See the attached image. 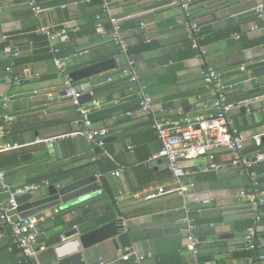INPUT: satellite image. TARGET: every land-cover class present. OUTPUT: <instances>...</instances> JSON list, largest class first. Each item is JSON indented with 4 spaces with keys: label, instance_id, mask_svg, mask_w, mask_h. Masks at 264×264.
Segmentation results:
<instances>
[{
    "label": "crops",
    "instance_id": "0c3cea01",
    "mask_svg": "<svg viewBox=\"0 0 264 264\" xmlns=\"http://www.w3.org/2000/svg\"><path fill=\"white\" fill-rule=\"evenodd\" d=\"M37 2L44 8L39 18L32 14L28 0H0V123L9 115L5 140L22 145L0 153V170L10 188L41 184L18 197L22 207L47 199L51 184L70 190L93 186L63 209L57 207L60 212L52 220L46 215L53 208L36 214L42 217L40 239L58 241L37 251L32 263L97 264L102 259L109 264H261L245 240L252 209L247 199L238 196L241 189L248 190L249 182L233 168L197 172L196 167L207 162L204 155L179 160L194 179L187 211L175 192L147 196L175 184L165 160L156 156L161 142L152 127L154 119L184 121L212 110L200 75L203 63L195 57L197 48L188 36L180 5L173 0ZM105 2L112 6L108 12L103 9ZM259 3L264 6V0H193L189 9L199 25L196 40L206 49L208 63L235 85L228 93L230 115L246 135L243 152L251 148L244 153L257 165L264 162V156L253 159L264 155V142L259 139L264 134V62H257L264 58V22L256 17ZM110 16L119 18L127 54L112 40ZM254 22L260 28L251 30ZM50 34L56 37L50 39ZM8 43L18 48V56L3 54V44ZM55 57L68 58V77L71 71L113 60L112 68L83 80L69 77L78 87L88 83L82 88V106L88 107L94 99L100 102V108L89 115L93 127L106 130L108 156L75 133L85 129L83 117L64 96L66 77ZM128 57L153 98L147 116L139 111L138 98L122 75ZM15 58L28 60L13 68L9 62ZM15 75L17 82L12 80ZM216 156L225 162L231 158L224 148ZM92 162L104 171L84 169ZM117 169L119 175L114 173ZM54 172L65 176L49 183L46 178ZM7 198L0 183V204H6ZM111 199L116 203L114 220L64 237L76 228L70 222L74 214H82L80 206L99 218L113 212ZM259 211L264 225V205ZM185 214L194 219L196 254L188 248ZM259 243L258 251L264 254V233ZM125 251L128 260L121 258ZM0 264H26L1 224Z\"/></svg>",
    "mask_w": 264,
    "mask_h": 264
},
{
    "label": "built area",
    "instance_id": "2783aa9c",
    "mask_svg": "<svg viewBox=\"0 0 264 264\" xmlns=\"http://www.w3.org/2000/svg\"><path fill=\"white\" fill-rule=\"evenodd\" d=\"M178 3L184 10L186 20L185 27L188 31V36L192 40L194 46L197 48L195 54L196 59L203 63L200 69V75L203 80L205 89L211 98L212 110L206 115H200L195 119H185L184 121H171L154 119L152 127L155 130L156 136L161 142L160 148L157 152V157L163 158L166 162V167L172 172L175 184L170 187H159L157 190L150 192L148 197L159 196L168 192H175L182 198L183 207H187V193L194 185V179L182 167L179 166V160L183 158L196 157L204 155L207 162L196 167L197 172L208 171H222L233 168L240 175L247 177L249 182L248 190L241 189L238 196L247 199L253 215V222L245 230L246 246L252 252L260 246V239L264 233V225L260 224L261 214L259 207L264 205V191L258 187V173L254 169L255 161L249 158L244 152V143L246 135L242 133L235 125L233 118L230 115V103L228 101V93L234 88V83L226 81L222 75L215 69L213 65L207 61V51L203 46L197 44V33L199 31L198 23L193 20L189 13L191 2L193 0H173ZM31 7L32 14L40 17L44 8L37 2V0H28ZM105 11H110L112 6L109 3L103 4ZM256 17L258 20L264 22V6L259 3L256 7ZM112 24L111 37L113 42L118 46L120 51L127 54V42L120 30V21L118 17L110 16ZM260 28L257 22L251 26V30ZM44 26L40 30H44ZM264 29V24H263ZM55 34H50L49 38H55ZM58 48H53V52H58ZM3 54L6 57L18 56L19 50L13 47L12 43H8L3 47ZM68 59V58H67ZM66 58L55 57L54 63L58 67L60 73L66 77L64 96L68 97L76 111L83 117L85 129L75 133L82 134L86 137L92 147H98L102 150L103 156H108L104 150L106 130L104 128H97L92 126L91 119L88 115L91 110L99 109L100 102L98 100H91L89 106L85 107L80 104L82 96V89L73 84L68 77V69L66 66ZM257 62H264V58L258 59ZM245 65L242 64V67ZM7 71L11 70L8 65ZM122 75L130 83V88L134 90L138 98V109L147 116L152 110L153 98L147 90V85L140 80L137 70L133 66V61L128 57L126 67L122 71ZM18 77L15 75L13 81L17 82ZM111 80V77H108ZM9 81V79H8ZM10 119V116L5 114L3 122L0 123V153L21 147V144L5 140L6 128L5 122ZM254 138L258 139V136ZM132 146H130L131 148ZM93 148V149H94ZM219 148L227 150L231 156L228 162L217 159L216 152ZM116 175L120 174V169L115 170ZM1 188L8 193L7 203L0 204V224L6 230L11 242L19 249L23 261L26 264H33L31 258L39 250L46 247V242L40 239V228L42 226V217L39 215H31L27 217H20L17 211L18 197L25 195L38 189L41 184L31 182L25 183L16 188H10L5 181L4 172L0 170ZM43 184L46 181L42 182ZM60 210L55 207L46 215L47 219H54ZM188 230L186 239L188 241V248L193 254L198 251V238L193 234L195 228L194 219L185 214L182 218ZM124 260L130 259V254L125 251L121 254ZM139 257L136 261H139ZM258 261L264 264V254L257 255ZM97 264H109L104 260H99ZM236 264H254L239 262Z\"/></svg>",
    "mask_w": 264,
    "mask_h": 264
},
{
    "label": "water",
    "instance_id": "95a60500",
    "mask_svg": "<svg viewBox=\"0 0 264 264\" xmlns=\"http://www.w3.org/2000/svg\"><path fill=\"white\" fill-rule=\"evenodd\" d=\"M59 27H55L57 29ZM114 66L112 59L100 61L82 67L80 69L71 71L69 77L73 81H80L95 74L106 71ZM88 83H83L79 88H87ZM88 118L91 119V114L88 115ZM261 142H264V134L259 137ZM264 155L254 157L253 159H259ZM154 162V161H153ZM90 178H94L90 177ZM74 186V185H73ZM93 185L79 186L78 188L71 189L68 187H56L54 184L48 186L49 197L47 199H42L41 201H35L30 203L28 207L18 206L17 211L20 217H27L31 215H36L48 209L59 207L63 209L67 203L72 202L79 198L84 192L89 190ZM78 233L77 228H72L64 233V237L72 236Z\"/></svg>",
    "mask_w": 264,
    "mask_h": 264
},
{
    "label": "trees",
    "instance_id": "16d2710c",
    "mask_svg": "<svg viewBox=\"0 0 264 264\" xmlns=\"http://www.w3.org/2000/svg\"><path fill=\"white\" fill-rule=\"evenodd\" d=\"M43 39H46L45 36L42 37ZM35 40V39H33ZM3 47H4V44H3ZM2 47V48H3ZM28 60V58H15L13 59L11 62H9V64L13 67V68H17V67H22L23 64ZM248 150H251V148H249ZM247 149L244 150V152L247 153L248 151ZM102 161V160H100ZM100 161H98L97 163H99ZM96 162H92L86 166H84V169L86 170H89V171H94V172H102L104 170H100V168H97L95 165ZM83 168V167H82ZM254 169L257 171V173L259 174L258 175V187L261 189V183H263L264 181V162H262L261 164L257 165L255 164L254 165ZM63 176L65 175H61V174H57L56 172L54 173H51L50 175H48V177L46 178L49 183H56L58 180H60ZM106 188V187H105ZM106 190V189H105ZM111 203H112V206H113V209H112V213L111 214H106L104 216H101L99 218H95V217H92L90 215H88L89 211L87 208L83 207V206H80V211L82 212V214H74L73 215V219L72 221L70 222L71 226H75L79 232L83 233V232H86V231H89V230H92L96 227H99L107 222H110L112 220H114V218H116V203L115 201H113V199H111ZM70 211L72 212V209L70 208ZM73 213V212H72ZM90 219L91 222L87 223L86 220ZM260 224L262 225L261 221H260ZM58 240L56 239H50V240H46V244H50L51 243H54V242H57ZM259 249V248H258ZM258 249L256 250V252H253V255L257 256L258 254H261L259 253Z\"/></svg>",
    "mask_w": 264,
    "mask_h": 264
}]
</instances>
